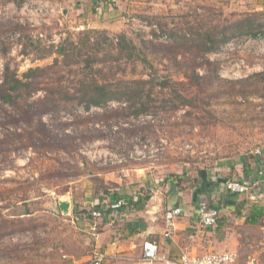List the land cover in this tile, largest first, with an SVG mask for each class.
I'll use <instances>...</instances> for the list:
<instances>
[{"label": "rangeland", "instance_id": "obj_1", "mask_svg": "<svg viewBox=\"0 0 264 264\" xmlns=\"http://www.w3.org/2000/svg\"><path fill=\"white\" fill-rule=\"evenodd\" d=\"M244 1L139 3L121 30H95L85 45V28L61 21L29 26L26 13L10 18L0 1V83L8 64L24 84L14 102L0 99V264H67L63 254L78 250V233L69 214L54 206L68 200L77 207L84 185L111 202L115 183L107 171L122 179L139 161L180 186L186 172L264 147V42L219 59L223 66L241 60L261 66L239 79L214 78L208 61L216 53L203 50L207 37L263 36L264 8ZM246 17L261 25L233 27ZM119 35L136 45L138 56L119 52ZM36 68L43 69L40 78L25 77ZM93 78L139 89L141 98L86 109L73 96ZM139 79L144 83H133ZM51 97L58 107L48 103ZM139 103L147 109L136 114ZM130 151L145 156L130 159ZM115 154L126 160L116 162Z\"/></svg>", "mask_w": 264, "mask_h": 264}, {"label": "crops", "instance_id": "obj_2", "mask_svg": "<svg viewBox=\"0 0 264 264\" xmlns=\"http://www.w3.org/2000/svg\"><path fill=\"white\" fill-rule=\"evenodd\" d=\"M0 1L10 18L23 13L21 7L26 1L40 5L43 2L42 13H26L29 26L33 21L48 24L61 21L85 29L115 31L121 30L127 17L124 15L133 12L134 6L139 3L149 6L156 0ZM164 1L158 0V3ZM257 2L255 10L263 9L264 0ZM59 11L61 14L58 15ZM149 168L143 162L133 161L129 172L127 170L122 174V179L117 172L114 175L113 169L107 171L106 174L115 183L112 193H108L110 197L132 201L128 209L107 211L100 219L91 218L89 212L95 208H106L110 203L109 196L97 197L95 189L88 190L84 189L86 185L83 186L81 198L76 201L77 207L72 209L70 202L69 217L75 234L78 233L79 247L73 254L65 251L63 257L67 258V264L85 261L96 251L118 257L110 258L107 264H136L142 243L146 240L155 242L159 252L173 260L185 252L233 251L237 257L231 264H249V257L256 254L259 256L258 264H264V246L261 244L264 233V147L250 151L249 156L221 160L210 168L186 172L184 176H179L180 186L175 180L160 177L155 169ZM226 178L253 179L257 185L246 193L236 195L222 186ZM201 201L218 208L219 218L215 225L202 227L198 223L196 211ZM171 205L182 207L184 213L177 219L171 237H164L163 214Z\"/></svg>", "mask_w": 264, "mask_h": 264}, {"label": "built area", "instance_id": "obj_3", "mask_svg": "<svg viewBox=\"0 0 264 264\" xmlns=\"http://www.w3.org/2000/svg\"><path fill=\"white\" fill-rule=\"evenodd\" d=\"M43 7H45L42 2L41 5L39 3H34L32 1H26L24 5L21 7V12L27 13L34 11L35 13H42ZM264 42V35L261 34L256 35H247L236 37L229 40L223 46L222 50L219 52H215V59H226V57L231 52L237 50L238 52L247 50V47L253 43ZM248 44V45H247ZM246 52V51H245ZM264 55V52L263 54ZM225 56V57H224ZM227 62V61H226ZM256 70H261V66L257 65L256 67H249L243 60L239 61L234 65H226L223 66L220 70V76L222 78L227 79H239L248 76L249 73L254 72ZM116 159V162L122 163L126 160V155L118 157L116 154L113 155ZM137 156V157H135ZM144 151H130L128 154V158L136 159L140 157H144ZM99 158L100 155L98 156ZM222 186L229 192L239 195L246 193L249 189L254 188L257 185V182L253 179L250 181H243L240 179L234 178H226L222 182ZM131 201L126 198H117L112 200L107 208H95L89 212V216L93 219H100L104 216V214L109 212H119L122 209H128L131 205ZM184 210L182 207L178 205L168 206L164 210V221H165V229L163 232L164 237H171L172 232L175 229V223L177 219L183 215ZM197 218L198 223L202 227L213 226L216 224L219 211L218 208L212 205H208L206 202H199L197 206ZM264 231V228H263ZM261 244L264 246V233L261 237ZM237 254L233 251H224V252H209L204 254H191V253H182L177 259H169L165 255L159 252L158 246L155 242L146 240L142 243L141 251L137 256L135 263L136 264H231L236 260ZM110 258H118V257H109L104 252L96 251L93 252L90 257L82 261L78 264H107ZM259 256L252 255L249 257V264H258Z\"/></svg>", "mask_w": 264, "mask_h": 264}, {"label": "trees", "instance_id": "obj_4", "mask_svg": "<svg viewBox=\"0 0 264 264\" xmlns=\"http://www.w3.org/2000/svg\"><path fill=\"white\" fill-rule=\"evenodd\" d=\"M251 21H252L251 17H248V19L246 17L244 21L242 20L238 21V24H235L233 27L237 26V29L239 30L247 29L249 31V30H252L254 26L261 25V23H255L254 25L253 21L251 25V23H249ZM94 31L95 30L93 29H86L84 45L86 44V42H89V35L90 33H94ZM232 34L233 33H231L228 36L223 35V37L220 39H214L212 37H207L203 41V44H204L203 50L205 52L221 51L225 43L235 38ZM262 34L264 35V32ZM252 35H255V33H253ZM116 44H117V47L120 53L128 50L131 55H135V56L139 55L136 45L132 41L127 42V37L125 35H119ZM142 60H144V58H142ZM87 61H90V60H87ZM87 61H86V64H88ZM55 62H56V59H55ZM208 65H209L208 70L210 71V74L214 78L220 79L219 78L221 77L220 70L224 65L223 61H220V60L208 61ZM3 71H4L3 81L0 83V99L3 102L12 103L14 102L16 98L21 96L22 94L21 87H23L24 84L22 83L21 85V82L15 77L14 72L10 70L8 64L4 66ZM29 71L30 72L27 73L25 77H36L38 79L42 76L43 69L36 68V69H30ZM37 71H39L40 73L39 76L37 75ZM196 79H198V77ZM223 80H226V79H223ZM88 83L91 84V86L84 88L83 90L78 89L77 92H79V95L73 96L74 98H77V99L79 98L78 103L84 102L85 103L84 106L86 107V109H88L89 106H103L109 99H112V98H126L131 102V105L132 103L134 105V103H136V101L140 100L141 98V95L139 93L140 90L139 89L133 90L131 89V86L124 85L121 88H111L110 87L111 85H109L108 82L103 81V83H99V81L96 80V78H93L91 80L89 79ZM133 83H135L136 85L137 84L140 85V84H143L144 81L139 79V80L133 81ZM10 92H14V93H10ZM47 101L48 103L52 102L54 107H58L55 103L57 101L55 97H51ZM139 104H140L139 108H134V112L136 114L139 112L145 111L147 109L144 104H141V103Z\"/></svg>", "mask_w": 264, "mask_h": 264}, {"label": "water", "instance_id": "obj_5", "mask_svg": "<svg viewBox=\"0 0 264 264\" xmlns=\"http://www.w3.org/2000/svg\"><path fill=\"white\" fill-rule=\"evenodd\" d=\"M54 208L59 210L61 214L67 215L70 212V202L68 200H59Z\"/></svg>", "mask_w": 264, "mask_h": 264}]
</instances>
